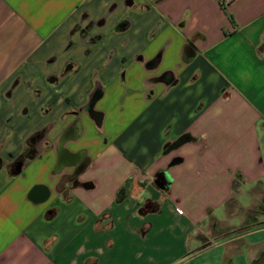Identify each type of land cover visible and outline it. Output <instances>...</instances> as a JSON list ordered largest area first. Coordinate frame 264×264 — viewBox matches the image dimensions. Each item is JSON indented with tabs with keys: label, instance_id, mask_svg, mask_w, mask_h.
Returning a JSON list of instances; mask_svg holds the SVG:
<instances>
[{
	"label": "crops",
	"instance_id": "0c3cea01",
	"mask_svg": "<svg viewBox=\"0 0 264 264\" xmlns=\"http://www.w3.org/2000/svg\"><path fill=\"white\" fill-rule=\"evenodd\" d=\"M255 195L264 0H0V264H250Z\"/></svg>",
	"mask_w": 264,
	"mask_h": 264
},
{
	"label": "rangeland",
	"instance_id": "374dc122",
	"mask_svg": "<svg viewBox=\"0 0 264 264\" xmlns=\"http://www.w3.org/2000/svg\"><path fill=\"white\" fill-rule=\"evenodd\" d=\"M254 203L251 208H242L236 200H231L227 204V212L229 216H237L239 225L225 224L222 227H217L213 230L214 233H225L229 229L236 227H254L264 218V196H254ZM242 220V221H241ZM234 222V221H233Z\"/></svg>",
	"mask_w": 264,
	"mask_h": 264
},
{
	"label": "water",
	"instance_id": "95a60500",
	"mask_svg": "<svg viewBox=\"0 0 264 264\" xmlns=\"http://www.w3.org/2000/svg\"><path fill=\"white\" fill-rule=\"evenodd\" d=\"M250 264H264V243L255 250Z\"/></svg>",
	"mask_w": 264,
	"mask_h": 264
},
{
	"label": "trees",
	"instance_id": "16d2710c",
	"mask_svg": "<svg viewBox=\"0 0 264 264\" xmlns=\"http://www.w3.org/2000/svg\"><path fill=\"white\" fill-rule=\"evenodd\" d=\"M186 137L187 136H183V137H181L180 140L183 141L184 139H186ZM175 161H177V160H175ZM124 194H125V188L124 187H121L120 190H119V197H123Z\"/></svg>",
	"mask_w": 264,
	"mask_h": 264
}]
</instances>
